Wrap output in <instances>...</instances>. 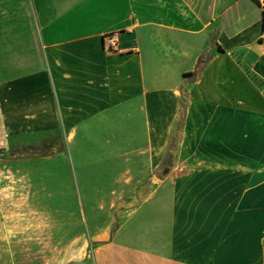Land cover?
<instances>
[{
  "label": "crops",
  "instance_id": "obj_1",
  "mask_svg": "<svg viewBox=\"0 0 264 264\" xmlns=\"http://www.w3.org/2000/svg\"><path fill=\"white\" fill-rule=\"evenodd\" d=\"M14 245L58 246L23 264H264V7L0 0V264Z\"/></svg>",
  "mask_w": 264,
  "mask_h": 264
},
{
  "label": "rangeland",
  "instance_id": "obj_2",
  "mask_svg": "<svg viewBox=\"0 0 264 264\" xmlns=\"http://www.w3.org/2000/svg\"><path fill=\"white\" fill-rule=\"evenodd\" d=\"M28 146L31 147H42L41 150H38V152L41 153H48V152H53L54 149H52V146H56L58 148L64 147V144H27ZM173 146V154H176V144H172ZM20 150V149H18ZM22 151V150H21ZM163 170V169H162ZM162 171H160L161 173ZM11 248H9V252L14 253L13 255V259L12 261L15 259V261L17 262V264H23L25 263V261L22 262V260H17V258H23L22 256H25V254L27 253H37L39 251L40 248V252H42V254L46 253H53L58 249V246H29V245H14V246H10ZM35 248V249H34ZM34 249V250H33ZM32 250V251H30ZM11 261V263H12Z\"/></svg>",
  "mask_w": 264,
  "mask_h": 264
},
{
  "label": "built area",
  "instance_id": "obj_3",
  "mask_svg": "<svg viewBox=\"0 0 264 264\" xmlns=\"http://www.w3.org/2000/svg\"><path fill=\"white\" fill-rule=\"evenodd\" d=\"M258 5L264 7V0H254ZM104 50L114 52L118 50V36L116 33H110L103 36L102 39Z\"/></svg>",
  "mask_w": 264,
  "mask_h": 264
},
{
  "label": "trees",
  "instance_id": "obj_4",
  "mask_svg": "<svg viewBox=\"0 0 264 264\" xmlns=\"http://www.w3.org/2000/svg\"><path fill=\"white\" fill-rule=\"evenodd\" d=\"M164 164H165V162H164ZM166 173V172H165Z\"/></svg>",
  "mask_w": 264,
  "mask_h": 264
}]
</instances>
